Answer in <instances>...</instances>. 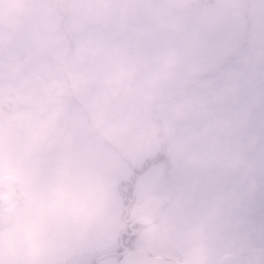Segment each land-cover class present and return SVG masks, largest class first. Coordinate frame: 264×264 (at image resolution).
<instances>
[{
  "label": "flooded vegetation",
  "instance_id": "1",
  "mask_svg": "<svg viewBox=\"0 0 264 264\" xmlns=\"http://www.w3.org/2000/svg\"><path fill=\"white\" fill-rule=\"evenodd\" d=\"M112 1L0 0V211L7 215L8 225L16 219L34 220L40 225L37 231L43 233H38L39 238L58 241L50 259H2L3 264H118L135 250L178 264H217L227 254L264 250V242L249 238L254 230L264 235V195L251 204L249 173L241 164L237 165L240 188H233L231 158L204 149L189 155L181 148L152 147L143 154H131L128 163L115 164L111 181L105 165H91L84 159L87 153L73 152L75 128L68 129V124L78 123L77 129L85 131L86 125L97 137H105L91 103L80 94V89L87 92L89 86L92 90L99 86L88 82L89 76L101 72L85 63L89 41L121 50L122 41L143 28L137 23L140 11L184 10L202 3ZM111 6L116 16L105 25L103 15ZM96 11L97 23L88 26L87 16L96 20ZM89 27L96 34L84 35ZM100 29L110 30L107 42ZM74 59L84 65L82 70H75ZM133 66L130 75L140 68L138 62ZM47 118L49 133L43 123ZM152 118L161 124V117ZM10 129L14 134L18 129L17 136L23 138L20 147H7ZM59 129L69 138V146L62 144L66 138L59 137ZM160 130L166 144L162 125ZM42 137L47 138L43 147ZM43 149L50 154L48 164L42 163L47 159L41 156ZM57 186L71 194L60 199ZM74 188L86 194L74 198ZM234 193L237 199L231 198ZM44 203L50 204L48 212L43 211ZM74 203L82 210L73 211ZM233 237L243 244H231Z\"/></svg>",
  "mask_w": 264,
  "mask_h": 264
},
{
  "label": "rangeland",
  "instance_id": "2",
  "mask_svg": "<svg viewBox=\"0 0 264 264\" xmlns=\"http://www.w3.org/2000/svg\"><path fill=\"white\" fill-rule=\"evenodd\" d=\"M111 4H119V0H113ZM89 7H92L89 10L94 8ZM115 11L114 6L105 10V25L115 19ZM88 13L83 14L84 20ZM95 16L96 20L94 16H87L88 26L98 20L97 11ZM139 22L143 25L141 32L123 40L121 50H109L107 43L96 40L87 43L88 60L85 63L98 67L101 72L97 76L94 74L96 78L89 76L88 81L99 85L98 89L92 90L89 86L87 92L80 89V94L91 103L95 119L105 130V137H97L86 125H83L85 131L77 129L78 123L68 124V129L70 125L72 130L75 128L70 146L73 152L87 153L84 159L91 165H105L106 178L111 181L115 164L128 163L131 154H143L152 147L181 148L189 155L199 149L215 152L218 157L232 159L234 189L240 188L237 165L246 167L250 202L256 204L255 197L264 195V0H202L184 10H142L137 15ZM74 30H77L76 23ZM92 32L93 28L89 27L83 34L89 36ZM100 33L107 42L110 30L103 33L100 29ZM135 62L140 68L130 75L135 71ZM83 67L74 59L76 71ZM207 70L208 74L200 76ZM189 80H193L189 86L166 98L181 90ZM152 116L161 117V124H155ZM43 123L49 133V119ZM161 125L166 144H162ZM17 132L18 129L15 134L10 129L7 147L21 146L23 138L17 136ZM62 133L59 129V137ZM65 138L61 142L69 146L70 140ZM46 140L42 137V147ZM48 153L42 150L41 156L47 158L42 163H49ZM57 187L60 199L71 194L64 186ZM28 190L34 193L35 189ZM79 192L74 188V198L86 194ZM43 195L48 197L47 191ZM233 196L231 198L239 197L236 193ZM49 207L50 204L44 203L43 211L48 212ZM75 210H82L77 203L73 204ZM1 211L0 264L5 262L2 259L52 258L51 251L58 248V241L50 237L39 238L38 233H43L41 229L37 231L40 225L34 220L16 219L8 225L7 215ZM256 231L250 234V241L264 242V235L260 236ZM233 241L243 244L235 237L231 244Z\"/></svg>",
  "mask_w": 264,
  "mask_h": 264
},
{
  "label": "water",
  "instance_id": "3",
  "mask_svg": "<svg viewBox=\"0 0 264 264\" xmlns=\"http://www.w3.org/2000/svg\"><path fill=\"white\" fill-rule=\"evenodd\" d=\"M142 1V0H140ZM168 4L177 3L176 0H166ZM146 201H144L145 203ZM178 264L168 262L158 256H147L141 250L128 252L118 264ZM217 264H264V250L253 248L245 254H227L220 258Z\"/></svg>",
  "mask_w": 264,
  "mask_h": 264
},
{
  "label": "trees",
  "instance_id": "4",
  "mask_svg": "<svg viewBox=\"0 0 264 264\" xmlns=\"http://www.w3.org/2000/svg\"><path fill=\"white\" fill-rule=\"evenodd\" d=\"M248 15V14H247ZM246 18L248 19V21H249V18H248V16H246ZM248 35V34H247ZM249 36V35H248ZM207 72H209L208 70L207 71H205L204 73H202L200 76H204V75H206V74H208ZM212 72V71H211ZM206 73V74H205ZM198 78H199V76H198ZM195 80V79H194ZM193 82V80H189V81H186V83L184 84V86L182 87V89L181 90H179V91H175V92H173V93H170V94H168V96H166V98L168 99V98H171V97H173V96H175V95H177L179 92H181L184 88H186L187 86H189L191 83Z\"/></svg>",
  "mask_w": 264,
  "mask_h": 264
}]
</instances>
